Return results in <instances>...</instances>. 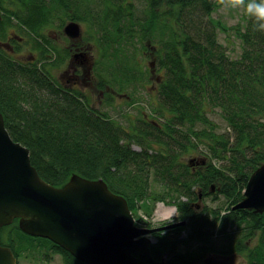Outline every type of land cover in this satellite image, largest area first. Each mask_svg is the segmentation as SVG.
<instances>
[{
	"label": "trees",
	"instance_id": "obj_1",
	"mask_svg": "<svg viewBox=\"0 0 264 264\" xmlns=\"http://www.w3.org/2000/svg\"><path fill=\"white\" fill-rule=\"evenodd\" d=\"M94 1L0 0V112L9 134L29 149L32 165L54 187L77 174L103 180L133 214L150 217L158 202L175 206L173 223H186L155 234V261L168 256L167 264H196L245 253L248 264H262L264 213L234 206L264 165V32L254 31L248 15L244 26L231 27L242 43L240 56L232 58L217 34L227 27L212 19L221 0H101L90 7ZM57 4L67 15L57 21L60 29L71 21L100 20L95 27L102 35L93 34L89 45L101 54L90 70L105 91L103 103H92L87 92L53 73L65 52L69 61L77 55L43 34ZM99 9L102 20L95 14ZM15 34L34 51L26 62L5 45ZM14 44L17 50L22 45ZM150 57L155 66L148 76L170 116L157 109L161 116L140 114L138 124L125 127L119 117L126 110L112 116L103 105L114 108L117 96L125 97L128 109L136 104L133 89L145 81L139 68ZM221 197L222 206L206 205V199ZM214 235L228 237L225 246L209 245ZM0 237L17 264L22 252L35 247L60 254L65 264H86L51 240L24 233L18 220L3 227Z\"/></svg>",
	"mask_w": 264,
	"mask_h": 264
},
{
	"label": "water",
	"instance_id": "obj_2",
	"mask_svg": "<svg viewBox=\"0 0 264 264\" xmlns=\"http://www.w3.org/2000/svg\"><path fill=\"white\" fill-rule=\"evenodd\" d=\"M63 31L71 39L82 33L75 21ZM79 56L84 55L73 58ZM234 209L264 213V165L253 173ZM14 220L24 233L49 239L86 264H167L165 259L154 260L153 237L186 223L144 226L134 218L127 200L103 180L74 174L61 188L48 184L32 165L29 149L9 134L0 112V230ZM211 257L204 262L208 264ZM0 264H17L13 250L1 245V237Z\"/></svg>",
	"mask_w": 264,
	"mask_h": 264
},
{
	"label": "rangeland",
	"instance_id": "obj_3",
	"mask_svg": "<svg viewBox=\"0 0 264 264\" xmlns=\"http://www.w3.org/2000/svg\"><path fill=\"white\" fill-rule=\"evenodd\" d=\"M98 2H101V0H95L94 2H91L90 7L92 6L93 8H95L97 6L96 3ZM48 5L51 6V3ZM138 5L141 4L139 3ZM56 7H53V5L51 7V9L55 8V10L52 13L53 16L52 19H50L49 21L52 20L53 22L51 23L49 22V24H47L46 28L43 29V34H47L51 39H57L58 43L60 44L58 45V47L63 50L65 49L70 50L69 53H71V55L75 54L76 52L77 54H80L81 52H83V50L89 51L90 49L91 57L89 59L91 60V62L95 63L99 61L101 58V54L97 50V46L91 45L92 46L91 47L89 44L93 40V36H92L93 34L95 36H99V34L102 35L101 32L98 33V30H96L95 27L96 23L100 20L95 21V24L92 23L85 24L83 22L81 23L78 20H76L81 25V29H82L81 37L76 39H71L64 34L63 29H60L58 27L59 26L58 22L63 21L61 19L62 16L64 18H67V15L64 12L58 10L59 8L58 4L56 5ZM100 9L97 10L95 14L97 15L98 19L102 20L103 11ZM56 12H57V18L53 19ZM246 16L247 14L245 13L242 7L233 8L230 6H225V4L223 3H221L219 8L212 14V19L215 22L219 21L222 25H224L228 29V31L226 32L221 29H218L217 34L219 37V41L223 45H225V47L228 50V53L232 58H238L240 56L242 52V43L241 40L237 38V35L234 33V31L232 30L233 28L231 27H236L239 24L244 26L246 21ZM122 41L123 40H120V43H122ZM120 46L121 44L118 43L117 47ZM138 48H139V57H140L141 47L139 46ZM33 52L34 51L29 47V44H27L23 40L22 45H20V48H18L17 50V54L15 55L13 53L14 54L13 56L15 59L20 60L21 62H26V59L31 54H33ZM62 53L64 52L62 51ZM64 55H65L64 58L65 60L62 63V65H60L58 68H55L53 70L54 75L58 76L59 74L58 79L62 80L63 82L67 81L66 77L62 75V72L60 73L59 71L67 66L70 59L69 54L65 52ZM146 55H151V53H146ZM153 61H154L153 57L142 60V65L139 68V71H141L144 74L143 80L145 81L140 82L139 86L133 89V92H135L138 97L135 100L136 104L134 106H132L129 109L126 108L125 103H127V101L126 99H124L125 97L123 98L118 96L115 104L113 105L114 108L112 109L109 108L107 104L103 105L104 110L109 112V114L112 116H118L120 110L121 111L126 110L125 113L127 116H121L122 119L119 117V122H121L122 125L125 127L136 123L138 124L139 122L138 120L140 119V114L142 115L145 114V118L150 113H157V115L161 116L160 114L161 111L157 112L156 111L157 109L163 110L167 116H170V113L160 103L155 79L154 78L150 79V77L148 76L149 71L154 69L153 66H155V64L153 63ZM139 75L141 76V74ZM78 88H80L81 91H83L84 93L87 92L89 94V98L91 102L94 104L98 102L101 103V98H103L104 101L106 100V95L103 96L100 95V92L104 90H102V88L100 87L99 79L96 76L94 70L92 71L91 79H87L86 81L84 80L83 83H81V86H78ZM212 118L214 122L217 124V126H219L220 130H225L227 128L225 121L221 118L219 113H214L212 115ZM136 148L138 149V147ZM154 186L155 185H153V187ZM223 200L224 198L221 197L220 201L214 202L208 198L206 199V205L213 207H220L223 205ZM177 216H178V212L176 207L173 205H166L163 202L157 203L155 212L150 217L146 216L143 212H139V214H134L135 219H141L142 222L144 223V226L151 228L160 227L166 224H171L175 221ZM185 235L186 234H184V237ZM227 238L225 236L220 237L214 235L211 238L209 245L212 244L215 245V247H218L221 246V244H223L225 246V241H227ZM256 238L257 237L255 236L252 237L249 240V245L253 246L254 243H256L257 241ZM153 239L154 241H156L155 237H153ZM192 245H195L194 247L196 248V246H199V243L194 242L192 243ZM180 249L185 250V248L183 247H181ZM253 252L258 253V250L257 251L253 250ZM261 253H264V251H262ZM216 257L219 258L220 260L228 262V264H248L247 255L245 253L239 255L227 256V257L224 256H216ZM165 260L166 261L168 260V256H165ZM19 264H65V262L60 254L53 253V251H49V249L35 247L32 250L28 249L27 251L22 252L21 257L19 259ZM196 264H206V263L202 261V262H197ZM262 264H264V261L262 262Z\"/></svg>",
	"mask_w": 264,
	"mask_h": 264
},
{
	"label": "flooded vegetation",
	"instance_id": "obj_4",
	"mask_svg": "<svg viewBox=\"0 0 264 264\" xmlns=\"http://www.w3.org/2000/svg\"><path fill=\"white\" fill-rule=\"evenodd\" d=\"M24 40L23 37H20L18 35H13L11 38L7 41L6 47L11 51V53L17 52L16 49V44H14V41L17 43H22ZM80 54H83L84 56H79L78 58L74 59L72 58L68 65L67 68L64 69L62 72V75L66 77L65 83L69 87H78L81 86V83L87 79H91L92 76V70H90V65L87 64V59L86 57L90 58V53L88 50H83ZM87 89V88H86ZM100 95L103 96L105 95L104 91L100 92ZM103 102V98H101V103ZM208 264H228V262L220 260L217 257H211V260Z\"/></svg>",
	"mask_w": 264,
	"mask_h": 264
},
{
	"label": "clouds",
	"instance_id": "obj_5",
	"mask_svg": "<svg viewBox=\"0 0 264 264\" xmlns=\"http://www.w3.org/2000/svg\"><path fill=\"white\" fill-rule=\"evenodd\" d=\"M221 3L233 8L242 7L253 19L254 31L264 32V0H221Z\"/></svg>",
	"mask_w": 264,
	"mask_h": 264
}]
</instances>
